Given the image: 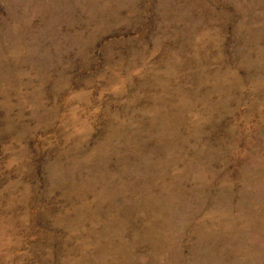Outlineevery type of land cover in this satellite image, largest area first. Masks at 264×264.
I'll list each match as a JSON object with an SVG mask.
<instances>
[{
	"label": "rangeland",
	"instance_id": "1",
	"mask_svg": "<svg viewBox=\"0 0 264 264\" xmlns=\"http://www.w3.org/2000/svg\"><path fill=\"white\" fill-rule=\"evenodd\" d=\"M0 264H264V0H0Z\"/></svg>",
	"mask_w": 264,
	"mask_h": 264
}]
</instances>
